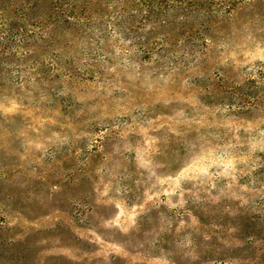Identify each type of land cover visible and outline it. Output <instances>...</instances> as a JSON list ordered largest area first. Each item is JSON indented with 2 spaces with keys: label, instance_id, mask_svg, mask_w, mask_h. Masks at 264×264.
I'll return each instance as SVG.
<instances>
[{
  "label": "rangeland",
  "instance_id": "374dc122",
  "mask_svg": "<svg viewBox=\"0 0 264 264\" xmlns=\"http://www.w3.org/2000/svg\"><path fill=\"white\" fill-rule=\"evenodd\" d=\"M0 264H264V0H0Z\"/></svg>",
  "mask_w": 264,
  "mask_h": 264
}]
</instances>
